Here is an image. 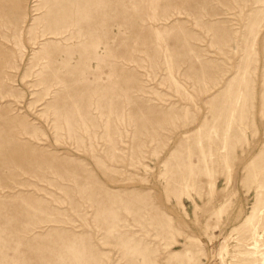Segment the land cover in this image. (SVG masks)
<instances>
[{
	"label": "rangeland",
	"instance_id": "obj_1",
	"mask_svg": "<svg viewBox=\"0 0 264 264\" xmlns=\"http://www.w3.org/2000/svg\"><path fill=\"white\" fill-rule=\"evenodd\" d=\"M0 264H264V0H0Z\"/></svg>",
	"mask_w": 264,
	"mask_h": 264
}]
</instances>
